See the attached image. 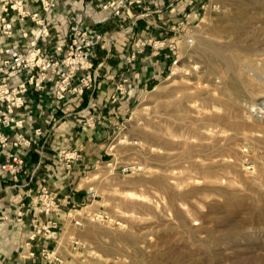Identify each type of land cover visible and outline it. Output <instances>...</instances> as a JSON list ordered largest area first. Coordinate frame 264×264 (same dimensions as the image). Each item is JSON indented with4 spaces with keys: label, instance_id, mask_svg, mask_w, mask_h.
<instances>
[{
    "label": "rangeland",
    "instance_id": "374dc122",
    "mask_svg": "<svg viewBox=\"0 0 264 264\" xmlns=\"http://www.w3.org/2000/svg\"><path fill=\"white\" fill-rule=\"evenodd\" d=\"M195 3L178 62L112 106L55 264H264V0Z\"/></svg>",
    "mask_w": 264,
    "mask_h": 264
},
{
    "label": "crops",
    "instance_id": "0c3cea01",
    "mask_svg": "<svg viewBox=\"0 0 264 264\" xmlns=\"http://www.w3.org/2000/svg\"><path fill=\"white\" fill-rule=\"evenodd\" d=\"M32 10L40 9V3L33 0ZM198 1V0H195ZM101 0H58L52 16L64 21L65 19L83 14L86 23H93L94 18L100 15ZM78 4L79 9L74 10L71 4ZM197 3L190 4V0H144L136 4L132 13L138 16V20L131 34L117 36L111 51L98 46L97 56L92 58L94 66L103 62L101 78L95 88L88 89L80 97V107L89 105L92 99L99 102L97 124L88 127L83 121H77L73 116L65 117L62 110L54 109L51 96L48 92H35L30 100L28 110V131L32 132L36 127H42L49 133L40 141L27 148L23 154L25 167L14 179L0 177V217L6 216L0 229V262L2 264H55V253L59 248L58 232L52 235L46 233L42 227L49 220H55L58 226L63 221L62 213L66 214V206L69 201L82 199L78 188L73 185L77 182L83 168L99 162V146L97 139L104 132L106 120L113 119L112 106L116 102L108 101L111 94L117 92V84L124 76H129L133 83L131 90H147L158 82L171 67L172 57L168 47L155 49L151 39L165 38L167 41L176 34L175 26L185 13H189ZM194 10V9H193ZM121 18L113 16L102 22L93 23L94 27L101 29L106 35L115 33L120 27ZM129 19L125 21L127 24ZM131 22V20H130ZM21 24H16L15 37L10 40L11 45L23 46L27 39L20 33ZM55 37L50 41L53 49ZM138 42H146L140 47V52L132 61L127 60L133 48H137ZM67 48V46L65 47ZM125 94L120 96L122 106L127 101L122 100ZM68 103V108L73 109V99ZM108 101L107 108L103 106ZM101 118L103 121H101ZM57 120L56 128L52 129V122ZM78 155L70 159L71 155ZM67 155V158L65 156ZM42 186H46L60 200V209L52 214H38L39 206L32 205V200L37 199ZM75 189V191H74ZM20 208L27 210L22 222H17V211ZM54 215H60L56 218ZM35 224L41 231L32 238L36 231ZM11 227H16L15 238L9 235ZM60 228V227H59ZM53 231V229H51ZM9 238V239H8ZM7 243H12L13 249L7 248Z\"/></svg>",
    "mask_w": 264,
    "mask_h": 264
},
{
    "label": "built area",
    "instance_id": "2783aa9c",
    "mask_svg": "<svg viewBox=\"0 0 264 264\" xmlns=\"http://www.w3.org/2000/svg\"><path fill=\"white\" fill-rule=\"evenodd\" d=\"M33 1L39 2L41 8L32 10L31 2L27 0H0V177L4 179L12 180L23 171L25 150L49 133L42 127L28 131L27 113L35 92H48L47 96H51L54 109L62 110L66 118L73 116L77 121H85L88 127L95 126L98 118L96 111L100 107L98 100L92 99L89 105L80 107V97L86 90L95 88L102 76L100 68L103 62L94 66L92 58L97 56L98 46L111 51L117 36L133 32L138 16L132 13V9L136 4L144 2L101 0V13L94 18L93 23H102L113 16L121 18L120 31L106 35L101 29L94 27L93 23H86L82 13L64 21L54 18L52 14L58 0ZM194 2L195 0H190V4ZM71 5L74 10L79 9L77 3ZM127 19L129 22L126 24ZM17 23L21 24V35L27 39L23 46H14L10 42L15 37ZM182 24L184 29L187 21H178L175 26L176 34L169 41L165 38L150 40L157 50L169 48L171 66L178 62ZM191 35H185L189 44L194 41ZM53 37L56 41L52 49L50 41ZM144 44L146 42L137 43V48H133L127 56L129 62L136 58ZM132 87L129 76H124L117 84V92L111 94L108 101L116 102L120 99V94H130ZM71 98L75 105L73 109L68 108ZM108 101L104 102V107H107ZM57 123V120L52 122V129L56 128ZM77 156L73 154L69 158ZM139 168L136 164L125 165L122 170L129 172ZM34 204L39 206L38 214L48 215L60 209V200L46 186H42L37 199L32 200V205ZM27 210L18 209L17 222L23 221ZM6 219V216L0 217V229ZM75 223L81 224V221L76 219ZM56 227V221L49 220L42 229L52 235L57 233ZM38 231L41 229H36L31 237L34 238Z\"/></svg>",
    "mask_w": 264,
    "mask_h": 264
}]
</instances>
